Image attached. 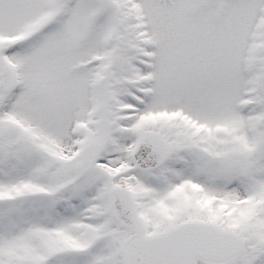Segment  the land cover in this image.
I'll return each instance as SVG.
<instances>
[{
	"label": "snow or ice",
	"instance_id": "obj_1",
	"mask_svg": "<svg viewBox=\"0 0 264 264\" xmlns=\"http://www.w3.org/2000/svg\"><path fill=\"white\" fill-rule=\"evenodd\" d=\"M0 264H264V0H0Z\"/></svg>",
	"mask_w": 264,
	"mask_h": 264
}]
</instances>
